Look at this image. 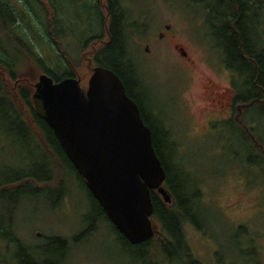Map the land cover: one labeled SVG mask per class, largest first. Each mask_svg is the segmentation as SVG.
Listing matches in <instances>:
<instances>
[{
	"label": "rangeland",
	"instance_id": "rangeland-1",
	"mask_svg": "<svg viewBox=\"0 0 264 264\" xmlns=\"http://www.w3.org/2000/svg\"><path fill=\"white\" fill-rule=\"evenodd\" d=\"M147 1L151 5L148 8L156 13L157 18L153 22L149 20L146 28L141 22L133 23L134 37L130 47L136 52L133 61L136 56V73L146 95V106L159 110L161 117L173 123L174 138L180 146L178 157H184L185 165L193 168L203 191L201 200L204 205L197 203L193 206L190 214L192 224L184 226L187 242L195 259L202 264H264V162L262 159L261 163L257 162L260 156L256 152L249 157L248 152L252 150L246 142L248 139H244L245 135L207 133L210 130L208 117L212 112L208 111L206 103L207 79L215 77L220 86H227L231 81L227 73L216 76L210 69V66L220 68L217 60V57L220 59V48L216 40L221 36L210 33L215 29L204 23L203 9L196 6L193 0ZM174 8H177L176 12H173ZM164 23L172 26L180 50L178 54H155L157 57L152 62L148 61L143 54L144 39ZM253 29L254 24L249 29L252 43ZM98 30L96 28V33ZM70 37L73 35L67 34L66 38ZM0 39L3 47L12 52L8 39ZM37 47L41 51L39 45ZM44 50V54L51 55L50 48ZM182 50L188 53L191 61L188 67L185 63L189 61L182 60ZM68 54L74 65L81 64V57L75 50ZM53 56L58 58V55ZM87 57L81 65L84 76L79 77L84 89L91 74L89 68L93 69L89 67L91 62L86 60ZM10 59L14 60L13 52ZM228 61L234 63L231 57ZM194 63L195 66H192ZM35 67L30 61L20 67V80L24 82L19 84L27 83L26 78ZM14 84L10 82L9 87L13 94L17 90H14ZM185 105L189 107V115L185 112ZM217 130L212 129V132ZM256 136L264 142V119L259 111H254V138ZM0 144L7 145L2 137ZM11 153L9 150L8 157L13 163L25 156L28 170L37 175H44L45 167H54L50 159L34 146L25 147L21 143ZM261 153L264 156V151ZM58 159L63 165L65 160L61 153ZM64 173V177L61 173L57 174L58 179L66 178L63 186L55 185L38 195L33 194L20 204L16 214L17 237L42 260H51V253L47 254L44 246L50 238L60 236L68 242L67 264H138L135 252L118 239L109 222L97 218L88 189L67 163ZM191 185L193 188V183ZM94 220L95 229L86 235L85 231ZM4 241L0 239V261L2 264H18L17 256L23 251L11 243L7 246ZM143 255L145 261L162 258L161 252L152 248L148 252L143 250Z\"/></svg>",
	"mask_w": 264,
	"mask_h": 264
},
{
	"label": "trees",
	"instance_id": "trees-1",
	"mask_svg": "<svg viewBox=\"0 0 264 264\" xmlns=\"http://www.w3.org/2000/svg\"><path fill=\"white\" fill-rule=\"evenodd\" d=\"M64 1L60 3L59 0H0V38L8 39L14 53L12 61L10 59L12 52L3 47L0 39V132H7L1 133L0 137L8 145L5 147L0 144V239L5 240L7 246L11 243L23 251L17 256L18 264H67V240L60 236L50 238L44 248L47 254L51 253L52 258L48 261L42 260L17 237L16 214L20 204L31 195H38L55 185L63 186L66 179H63L66 163L84 184L85 181L77 173L53 130L37 109L34 94L25 85L26 83L17 87L18 100H16L3 78L2 71L12 83H15L22 78L19 74L20 67L30 61L39 72L49 75L55 82L70 77L79 79L80 76H84L81 65L85 62L83 56L86 55L88 56L86 60L91 62L89 67L99 66L115 72L123 82L128 96L140 109H144L143 100L136 94L138 91H132L125 81L124 67L121 65L124 59L121 49L117 47L118 35L114 34L113 45L107 42L112 35V29L108 30L109 24L114 22L113 24L117 25L120 21L119 9L103 8L97 0H80L76 5ZM193 2L196 6L202 7L204 23L215 29L210 33L221 36L216 40L218 43L216 46L220 51H227L226 66L237 73L242 81V92L254 90L252 95L254 111H259L261 118L264 119V42L262 41L264 40V0H193ZM253 24L254 43L250 42L252 35L249 30ZM132 27L133 24L130 25V28ZM96 28L99 29L97 33ZM64 30L73 35L70 37L72 41L66 43V47L63 42ZM45 48H50L51 55L44 54ZM73 50L81 57L80 65H74L69 57L68 52ZM54 52L56 54H53ZM53 55H58V58ZM228 57H231L234 63L229 62ZM248 96L250 98L249 94ZM141 116L148 125L150 120H146L147 117L142 113ZM2 123H5V126H2ZM150 125L152 126L151 122ZM152 137L157 155L167 172L164 187L172 198V202L167 204L157 191H152L154 207L152 219L159 226V230L143 244H130L111 224L103 208L88 190L95 204L97 218L109 222L118 239L135 252L138 264H202L195 259L184 229L185 224H192L190 214L193 206L197 203L204 205L201 200L203 191L200 188V181L193 168L185 165L184 157H178L180 146L174 135H161L153 130ZM244 139H248L246 142L251 146L249 157L256 152L260 156L257 162L261 163L260 159L264 162L261 153L264 151L263 139H257L256 136L254 144H251V139L246 136ZM21 143L25 147L34 146L39 149L50 159L54 167L52 169L45 167V174L37 175L28 170L29 165L25 156H21L17 163H13L10 156L8 157L9 150L15 152L16 147ZM60 153L65 160L63 165L58 159ZM59 173L63 176L61 179L57 177ZM94 229L95 220L85 234ZM150 248L159 250L162 258L157 260L150 258L151 260L145 261L143 250L148 252Z\"/></svg>",
	"mask_w": 264,
	"mask_h": 264
},
{
	"label": "water",
	"instance_id": "water-1",
	"mask_svg": "<svg viewBox=\"0 0 264 264\" xmlns=\"http://www.w3.org/2000/svg\"><path fill=\"white\" fill-rule=\"evenodd\" d=\"M36 88L37 109L111 224L132 245L150 240L157 231L152 191L167 204L172 198L152 131L121 79L95 67L86 89L77 78L55 82L45 73Z\"/></svg>",
	"mask_w": 264,
	"mask_h": 264
},
{
	"label": "flooded vegetation",
	"instance_id": "flooded-vegetation-1",
	"mask_svg": "<svg viewBox=\"0 0 264 264\" xmlns=\"http://www.w3.org/2000/svg\"><path fill=\"white\" fill-rule=\"evenodd\" d=\"M97 1L100 2L103 8L116 7L117 9H119L118 18H120V21L117 24L118 26L113 24L114 22L111 23L113 25L109 24L108 30L111 31L110 29H112L111 31L112 35L109 36L110 38L107 42L113 45L115 39L114 34L115 36L116 34L118 35L117 47L121 49L122 59H124V62L122 60L121 65L124 67L123 72H125L124 73L125 81L128 83L132 91L134 92H136L135 90L138 91V93L136 92V94L139 96L140 99L143 100L142 106H144V109H140V111L142 114H144L145 117H147L146 120L147 119L150 120L148 125L147 124L146 125L149 126L151 131L156 130L161 135L164 134L174 135L175 131H173V127H172L173 123L168 118L161 117L159 110L157 109L152 110V108L148 109V107L146 106L147 104L145 98L146 95L142 92V87L136 73V68L138 65V60L136 56H135V61H133V56L136 54V52H134L130 47L132 38L134 37L133 27L130 28V25L136 22H141L143 24V28H146L149 22H153L154 20H156L157 18L156 13H154L150 9L151 7L150 3H148V1L146 3L145 0H139V1L138 0H97ZM64 2H68L76 5L77 3H80V0H65ZM131 4H132V8H131ZM140 4L142 5V7H140L139 9ZM148 5L150 6L149 8ZM174 9H172L174 10L173 12H176L177 8ZM139 31H141V28L139 29ZM67 34L70 33L64 30L63 31V42L65 44L64 47H66L67 41L70 40V38H66ZM143 46H144L143 54L145 55L144 57L151 62L155 57H157L156 55H162L164 52L167 53L171 52L172 54L173 53L178 54V51L180 50L177 44V36L172 32V26L170 24H165V23L163 26L161 25V27L157 31H155L154 33H152L151 35L147 36L144 39ZM64 51L67 52V50ZM182 51L183 52L180 54L184 58L181 59L183 61L186 60L188 62L189 61L188 53L185 50ZM226 53L227 51L225 50H222L218 53L220 59H218L217 57V60L219 61V65L221 69L220 68L217 69L211 66L210 69L214 71L216 76H220L222 72L227 73L230 76L231 81L227 86H220L217 84L218 82L216 81L215 77H210L207 79V84L205 86V90L208 94V98L206 99V103L208 105V111L210 110L212 111L208 117L209 120L207 123L209 124L210 130H208L207 133H213V135L220 133L223 134L226 132L239 133L251 138L252 144H254V98L252 97V95H254V90L251 89V92L248 91L242 92V87H243L242 81L239 79L237 73L228 69L226 66V59H227ZM83 57L86 58L87 56L84 55ZM188 64L191 65V61H189L187 64L185 63L186 66ZM192 66H195V63L192 64ZM93 69L89 68V70H91L90 77L93 73ZM128 72L131 74H129ZM3 73H4V75L2 74L3 78L10 87L11 81L9 80L10 81L9 82L6 79L5 72ZM40 74L41 72H39L37 68L35 69L33 68L28 78H26L27 83L25 85L30 89V91L33 94L36 92L37 89L36 86L39 82ZM79 80L81 83V78ZM248 94L250 95V98ZM243 96H245L246 98H243ZM185 107H184L185 112H187V115H189V107L186 105ZM25 112L27 113L26 110ZM150 122L152 126L150 125ZM189 126L190 128L192 127L190 123ZM215 128L218 129L217 132H212V129Z\"/></svg>",
	"mask_w": 264,
	"mask_h": 264
}]
</instances>
